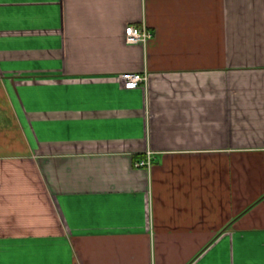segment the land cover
Returning <instances> with one entry per match:
<instances>
[{
	"label": "crops",
	"instance_id": "0c3cea01",
	"mask_svg": "<svg viewBox=\"0 0 264 264\" xmlns=\"http://www.w3.org/2000/svg\"><path fill=\"white\" fill-rule=\"evenodd\" d=\"M0 264H264V0H0Z\"/></svg>",
	"mask_w": 264,
	"mask_h": 264
},
{
	"label": "built area",
	"instance_id": "2783aa9c",
	"mask_svg": "<svg viewBox=\"0 0 264 264\" xmlns=\"http://www.w3.org/2000/svg\"><path fill=\"white\" fill-rule=\"evenodd\" d=\"M151 36V32L144 25L130 24L125 27V39L128 42H146ZM121 76L124 80L125 86L128 88L136 87L139 84L144 83L147 79L146 74L136 72H124ZM152 158V152L147 151L145 157L137 160L135 165L138 167H150Z\"/></svg>",
	"mask_w": 264,
	"mask_h": 264
}]
</instances>
